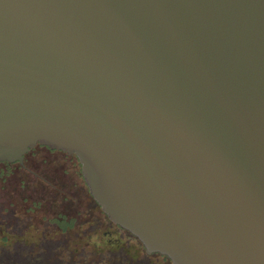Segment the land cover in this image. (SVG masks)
<instances>
[{
	"label": "water",
	"instance_id": "95a60500",
	"mask_svg": "<svg viewBox=\"0 0 264 264\" xmlns=\"http://www.w3.org/2000/svg\"><path fill=\"white\" fill-rule=\"evenodd\" d=\"M75 154L172 264H264V0H0V160Z\"/></svg>",
	"mask_w": 264,
	"mask_h": 264
},
{
	"label": "rangeland",
	"instance_id": "374dc122",
	"mask_svg": "<svg viewBox=\"0 0 264 264\" xmlns=\"http://www.w3.org/2000/svg\"><path fill=\"white\" fill-rule=\"evenodd\" d=\"M33 157L53 184L32 181L17 161H0V264H171L161 254L146 256L136 236L111 223L76 156L37 143L25 162ZM106 229L120 241L109 242Z\"/></svg>",
	"mask_w": 264,
	"mask_h": 264
},
{
	"label": "flooded vegetation",
	"instance_id": "af4514ba",
	"mask_svg": "<svg viewBox=\"0 0 264 264\" xmlns=\"http://www.w3.org/2000/svg\"><path fill=\"white\" fill-rule=\"evenodd\" d=\"M36 144H37V143H36ZM40 144H42V143H40ZM42 145H45V146H47V147L50 148V149H57V148L49 147V146L46 145V144H42ZM34 146H35V145H34ZM58 150H61L62 152H64L65 154H68L69 156H70V155H72V156H73V155L76 156L75 154H73V153H68V152H66V151H64V150H62V149H58ZM28 151H29V150H28ZM28 151H27V152H28ZM27 152L24 153V156H23V163H21V162L18 161V160H16V161L19 162L20 166H21L26 172H29L30 174L33 175L34 178H33L32 181H34V180H36V179L39 178V179L44 180L45 182H47V183H49V184H53L52 179H51V176H48L45 172H42V171L38 170V167H39V165H40V159H39L38 157H33V158L30 159L27 163L25 162V154H26ZM76 158L78 159L77 156H76ZM78 160H79V159H78ZM0 161H7V160H0ZM16 161H8V162H16ZM109 219H110V218H109ZM110 221H111L112 224L116 225L117 227L122 228L127 234H132V233L129 232L128 230H126V229H124L123 227H121L119 224L113 222L111 219H110ZM93 233H97V229H93V232L89 233V234H88V237H91V235H92ZM113 233H116V230H115V229H113V230L106 229V230L103 232V236L108 237V241H109V242H113L112 240H114L115 243H116V241H120V240H119L120 238H117V237H115V239H111V237L114 236ZM112 234H113V235H112ZM132 235H133V234H132ZM134 236H135V235H134ZM140 242H141V241H140ZM144 251H145L146 256H150V255H153V254H161V255L166 256L165 254H162V253L157 252V251H153V252L147 253L146 250H145V247H144ZM167 257H168V256H167ZM168 258H169V257H168ZM169 259H170V258H169ZM170 262H171V260H170ZM171 264H172V262H171Z\"/></svg>",
	"mask_w": 264,
	"mask_h": 264
}]
</instances>
